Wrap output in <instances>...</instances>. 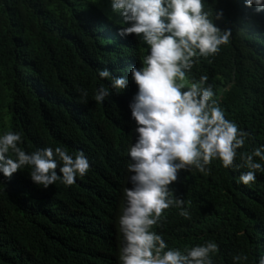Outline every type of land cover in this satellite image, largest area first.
I'll return each mask as SVG.
<instances>
[{
  "label": "trees",
  "instance_id": "16d2710c",
  "mask_svg": "<svg viewBox=\"0 0 264 264\" xmlns=\"http://www.w3.org/2000/svg\"><path fill=\"white\" fill-rule=\"evenodd\" d=\"M203 3L214 25L231 36L187 75L207 76L225 118L250 134L237 150L240 165L242 154L264 147V11L246 7V0ZM128 26L111 22L89 0H0V136L20 133L18 147L28 154L46 147L73 157L82 151L90 164L73 185L58 181L46 189L32 182L29 167L10 180L0 173V264H121L119 217L127 205L124 189L133 187L128 152L138 138L129 107L138 92L131 68H142L150 52L140 36L119 35ZM105 68L125 77L127 87L112 89L110 79L99 77ZM100 86L110 95L98 104ZM81 90L88 94L83 102ZM246 171L225 169L219 159L204 173L180 170L169 189L191 218L170 206L152 230L182 252L217 243L213 264H259L264 172L244 185L239 176ZM236 255L248 259L234 261Z\"/></svg>",
  "mask_w": 264,
  "mask_h": 264
},
{
  "label": "clouds",
  "instance_id": "9594fccd",
  "mask_svg": "<svg viewBox=\"0 0 264 264\" xmlns=\"http://www.w3.org/2000/svg\"><path fill=\"white\" fill-rule=\"evenodd\" d=\"M253 5L256 12L264 11V0H246V7ZM111 9L113 15L97 10L115 24H130L122 27L119 35L136 34L150 48L143 67L131 68L138 92L129 107L138 125V138L128 152V172L135 175L129 178L133 187L124 189L127 205L119 217L124 240L119 259L121 264H213L212 256L219 251L217 243L207 241L182 252L169 249L162 234L152 229L170 206L191 218L183 207L185 201L169 189L180 170L195 167L204 173L214 159H219L225 169H248L239 176L244 185L256 181L257 171L264 172V166L254 160L259 157L264 161V147L242 154V164L234 163L237 150L250 134L225 118L212 99V87L206 86L207 76L196 81L187 75L200 57L218 54L220 46L229 43L231 30L222 31L214 25L204 11L203 0H112ZM222 15L218 12L215 18ZM99 77L110 79L111 88L116 90L128 84L125 77H113L107 68L99 71ZM87 95L81 90L82 102ZM109 95V88L100 86L94 100L103 103ZM20 142L22 136L17 132L0 136V173L9 180L29 167L32 182L46 189L58 181L71 186L77 176L89 171L82 151L73 157L61 147H46L28 154L18 147ZM10 151L15 159L7 155ZM247 259L246 255L233 257L234 261ZM259 264H264V257Z\"/></svg>",
  "mask_w": 264,
  "mask_h": 264
},
{
  "label": "rangeland",
  "instance_id": "374dc122",
  "mask_svg": "<svg viewBox=\"0 0 264 264\" xmlns=\"http://www.w3.org/2000/svg\"><path fill=\"white\" fill-rule=\"evenodd\" d=\"M93 3V5L100 11L104 12L105 14L113 15L111 9V2L112 0H89Z\"/></svg>",
  "mask_w": 264,
  "mask_h": 264
}]
</instances>
